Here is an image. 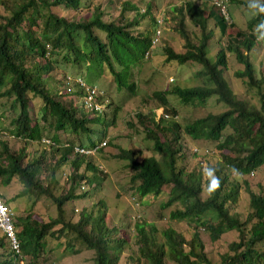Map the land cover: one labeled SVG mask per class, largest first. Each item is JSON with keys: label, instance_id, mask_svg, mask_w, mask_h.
Masks as SVG:
<instances>
[{"label": "trees", "instance_id": "obj_1", "mask_svg": "<svg viewBox=\"0 0 264 264\" xmlns=\"http://www.w3.org/2000/svg\"><path fill=\"white\" fill-rule=\"evenodd\" d=\"M160 3L0 0V137L25 143L16 153L8 140H0V194L11 211L20 245V253L13 252L0 231V264H46L52 253L50 239L59 243L65 255L88 251L94 254L93 264L122 263L128 236L122 228H110L113 219L105 202L97 209L83 210L76 222L68 211L74 207L70 204L87 199L88 192L78 194L84 182H104L105 174L94 161L97 154H110L111 159L124 164L131 173V190L141 200L166 196L162 209L171 210V221L195 228L190 239L173 229L158 237L155 226L138 224V259L132 264H214L203 232L213 243L228 233L238 234L220 264H264V190L246 188L249 206L243 220L239 212L241 186L227 176L249 177L264 168V76L257 79L250 57L260 43L253 30L264 14L254 13L248 2L228 0V21L217 0L213 6L187 1L168 9L169 21L167 17L160 21L156 16ZM230 5L255 14L247 30L236 31ZM165 22L180 38L179 51L164 49L166 61L198 66L196 77L206 86H175L170 92L142 98L143 65ZM188 22L197 33L189 30ZM230 57L242 68L236 73L237 80L256 92L259 106L232 90L227 79ZM71 78L74 82L69 87ZM170 97L183 108H196L216 98L225 111L183 127L175 121L178 113ZM127 104L138 106L137 112L129 111L132 122L127 126L136 133L137 126L143 128L153 156L114 144L113 132L123 114H128ZM161 109L164 113L157 120L155 111ZM184 138L216 146L222 159L213 168L221 181L219 188L210 192L203 172L184 165ZM42 142L57 147L54 156L49 161L41 151L38 159H30L28 147ZM77 149L92 153L82 155ZM69 166L71 187L57 197V175ZM14 181H19L23 190L6 198L1 190H9ZM205 190L209 195L203 199ZM31 196L53 200L57 218L45 222L30 209L21 211L17 201ZM19 212L26 216L16 217Z\"/></svg>", "mask_w": 264, "mask_h": 264}, {"label": "rangeland", "instance_id": "obj_2", "mask_svg": "<svg viewBox=\"0 0 264 264\" xmlns=\"http://www.w3.org/2000/svg\"><path fill=\"white\" fill-rule=\"evenodd\" d=\"M187 1H193L198 5L205 3L208 4V6H213V0H161L160 10L156 13L157 19L160 21L165 20L168 9L180 7ZM240 1L249 2V0ZM228 10L236 26V31L247 30L248 21L255 17L253 12H247L233 5H230ZM166 19L168 21L170 20L169 17ZM166 22L163 26L161 38H159L158 43L143 65L144 67L140 79V95L142 98H148L154 92H170L175 86H180L182 88L206 86V83L201 78L196 77V74L200 72L198 66L192 64L179 66L166 61V57L164 56V49L166 47H172L176 51L180 50V38L173 32L172 26ZM188 28L194 33L198 32L189 22ZM259 42L258 47L250 55L256 69L258 80L264 76V40H259ZM229 64L227 79L234 93L241 99L250 100L259 106V97L256 95V92L248 90L242 82L236 78V73L240 72L242 68L236 64L232 57L229 58ZM69 82L71 83L69 87H72V83L74 82L73 78L69 79ZM79 82L77 81V84ZM96 94L97 96L101 95L98 91H96ZM113 94L115 93L113 92ZM170 101L173 106H175L178 113L175 121L183 127L197 119L206 117L208 114H221L225 111L224 107L217 103L216 98L210 99L206 104L197 106L196 108H183L173 97H170ZM127 110L128 114H123L118 128L114 129V144L120 148L137 152L141 151L144 156H153V146L145 139L143 128L141 129L137 126L138 133H136L127 126V122H132V115L129 111L137 112L138 106L127 104ZM155 113L156 119L159 120L162 118L164 110H156ZM2 139L8 140L10 149L16 153H19L20 150L25 147V143L21 140L0 137V140ZM44 140H49V138L45 137ZM183 146V153L186 157L184 165H186L189 170L203 172L206 168H215L222 160L221 155L216 150V146L212 143L194 142L188 138H184ZM27 150L30 159H38L40 157L39 152L43 151L47 153L48 160L50 161L57 147H46L42 142L40 145L31 144ZM94 161L105 174L104 182L101 185L99 183L92 185L90 182H84L81 188H78V194L82 195L88 192L87 199L70 204L69 207H72V205H74V207L72 209L69 208L68 211L70 215L74 216L76 222L78 215L83 210L90 211L97 209L101 201L105 202L109 214L113 219L110 222V228H122L128 236L129 244L125 250V259H123L121 264H132V261L135 262L138 259V247L136 245L137 236L135 231L138 224H146L151 227L155 226L158 237H161L162 232L168 229H173L178 233L184 234L187 239L192 237L195 232L194 226L185 222L180 223L171 221V210L165 211L162 209V205L167 200L166 196L159 199L155 196H149L141 200L135 192L131 190V173L125 169L122 162L111 159L110 154H97L94 157ZM71 171L72 169L69 166L58 173L57 179L60 186L56 193L57 197L62 196L70 189L71 182L69 180L71 178ZM227 176L230 178L231 182H239L241 186L243 200L239 207V212L243 216V220H246L249 206V193L246 188L254 192L264 190V168L249 177L237 178L230 173H227ZM88 177L92 178V176ZM42 178L44 179L45 175H43ZM204 179L207 181L208 177L204 176ZM22 190V184L19 181H14L9 190H1V193L6 196V198L12 199ZM208 195V190H205L203 199H206ZM17 204L21 207V211L30 209V212H32L35 217L45 222H50L57 218L56 204L49 198L31 196V198L24 201L18 200ZM72 211H74L75 214H72ZM22 215L25 217L26 213L22 214L19 212L15 214L16 217ZM237 237L238 234L232 232L224 235L217 243H213L207 233H202V239L207 254L214 264L221 263V257L228 251L229 244L236 241ZM59 247L60 245L57 241L52 239L49 240V248L52 250V253L49 255L46 264H93L94 254L92 252L83 251L79 255L71 256L70 254L65 255ZM140 264L146 263L141 262ZM168 264L173 263L169 262Z\"/></svg>", "mask_w": 264, "mask_h": 264}, {"label": "built area", "instance_id": "obj_3", "mask_svg": "<svg viewBox=\"0 0 264 264\" xmlns=\"http://www.w3.org/2000/svg\"><path fill=\"white\" fill-rule=\"evenodd\" d=\"M227 2L228 0H217V7L221 10V14L225 16L228 21H230L226 7ZM160 36H161L160 33H158L157 40L155 41V45L158 43ZM165 118L169 119V116H166ZM76 152L82 155H89L90 153H92L81 149H77ZM11 216H12L11 211L3 203L0 194V231H2L7 236L12 251L16 253H20V245L16 237V231Z\"/></svg>", "mask_w": 264, "mask_h": 264}, {"label": "clouds", "instance_id": "obj_4", "mask_svg": "<svg viewBox=\"0 0 264 264\" xmlns=\"http://www.w3.org/2000/svg\"><path fill=\"white\" fill-rule=\"evenodd\" d=\"M248 8L254 10V13L264 14V0H249ZM254 33H256V38L258 40H264V20L260 21L255 28ZM215 169L213 168H206L203 170V175L208 177V189L209 191H213L220 186V179L215 176Z\"/></svg>", "mask_w": 264, "mask_h": 264}]
</instances>
